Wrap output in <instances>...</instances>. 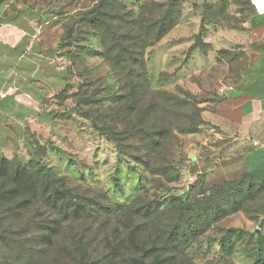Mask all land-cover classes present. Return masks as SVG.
Here are the masks:
<instances>
[{
  "label": "rangeland",
  "instance_id": "1",
  "mask_svg": "<svg viewBox=\"0 0 264 264\" xmlns=\"http://www.w3.org/2000/svg\"><path fill=\"white\" fill-rule=\"evenodd\" d=\"M12 1L39 15L42 44L67 65L68 85L52 100L56 119L41 132L34 157L0 152V264H18V242L41 243L42 229L51 228L61 231L46 262L76 264L87 255L86 264H100V252L90 251L124 229L125 222L103 225L113 211L149 201L164 209L180 204L175 189L186 186L194 134L206 128L194 93L225 72L211 66L216 52L223 56L216 50L221 39L206 10L194 48L191 38H162L186 11L198 9L196 0ZM37 201L42 205L35 207ZM188 205L201 209L181 221L196 238L173 261L159 252L160 264L264 262V171L207 189ZM164 216L170 223L178 218ZM133 247L130 256L117 251L114 262L137 264Z\"/></svg>",
  "mask_w": 264,
  "mask_h": 264
},
{
  "label": "crops",
  "instance_id": "2",
  "mask_svg": "<svg viewBox=\"0 0 264 264\" xmlns=\"http://www.w3.org/2000/svg\"><path fill=\"white\" fill-rule=\"evenodd\" d=\"M196 6L199 10L186 11L163 38L192 39L207 11L223 55L216 52L211 66L225 72L196 92L206 128L194 134L198 143L186 190L264 170V9L254 0H196ZM39 20L14 1L0 0V92L6 93L0 97V152L21 160L35 156L41 132L56 119L52 100L68 85L67 65L42 44Z\"/></svg>",
  "mask_w": 264,
  "mask_h": 264
},
{
  "label": "trees",
  "instance_id": "3",
  "mask_svg": "<svg viewBox=\"0 0 264 264\" xmlns=\"http://www.w3.org/2000/svg\"><path fill=\"white\" fill-rule=\"evenodd\" d=\"M103 1L104 0H102V2ZM173 26L174 25L170 26L166 30L162 38ZM115 38L117 39V35H115ZM195 46L196 43L193 44L192 48H194ZM131 72L135 71L131 70L130 72H128L127 75L130 78ZM194 94L196 95V102L199 106V97L196 93ZM229 182L233 181H228L223 184ZM221 185H217L214 187H218ZM207 189L208 188H205L202 183L192 184L190 186V189L188 190H186L185 188L175 189L176 191L174 194L176 195V200L179 201L180 204L177 205V203H174L167 209L162 208V205L155 204V202L149 201L145 204V206H142L141 208H126L125 210L119 208L118 210L113 211L111 216L108 218L109 224H106L105 222L107 221H104L103 225H107L105 227L110 226L111 220L119 223L125 222L123 226L124 229L120 230L119 228H116L113 232L103 236L100 239L99 243L100 249L96 250V248H93L90 251L89 256H95V254H99L100 252V264H117L114 262L116 252L125 249L128 256H130L129 247L131 244L134 246L132 249L133 252H135L136 255L139 256V258H137V260L135 261V263L137 264H149L146 261V258L152 253H154V256L155 254H158L156 257H154V261L152 262V264H160V262L162 261L160 259V253L165 254L166 258L171 259L170 261H173L181 255L184 256L186 248L195 240L196 237L192 236L194 232H192L191 234H187V229L181 223V221L183 220L182 217L191 214L193 209H196L198 212L201 211V209L195 206L192 207L191 205H188L185 207L184 203H191V200L203 194V192ZM34 193L36 194L37 192L35 191ZM42 201L44 202V200ZM39 205L41 206L42 204L37 201L35 203V207ZM147 207L155 208V210L158 211L157 216H152L147 212L143 213L144 209H146ZM167 213L177 214V221L175 223H170L169 220L164 216L167 215ZM127 219H129V222H126ZM42 230L43 233H45V241L43 240L41 243H37V241L27 239L25 241L18 242V258L16 261L18 264H51L49 261L46 262L45 260L48 257L49 253L56 249V247L54 246V239L59 235L61 230H58L57 228ZM93 231L95 230L92 227L90 232L92 233ZM116 233L119 234V241L116 239ZM144 233H149V240H145L141 237ZM22 234L27 235L28 231H24ZM160 242H162V246L156 245ZM89 247H92V241H90L86 245L81 246L78 250V254H86V252L89 250ZM86 257L87 255H84V257L77 256L75 258V263L86 264ZM260 264H264L263 260H260Z\"/></svg>",
  "mask_w": 264,
  "mask_h": 264
},
{
  "label": "built area",
  "instance_id": "4",
  "mask_svg": "<svg viewBox=\"0 0 264 264\" xmlns=\"http://www.w3.org/2000/svg\"><path fill=\"white\" fill-rule=\"evenodd\" d=\"M254 2L259 5L262 9H264V0H254ZM6 93L0 92V97H5Z\"/></svg>",
  "mask_w": 264,
  "mask_h": 264
}]
</instances>
